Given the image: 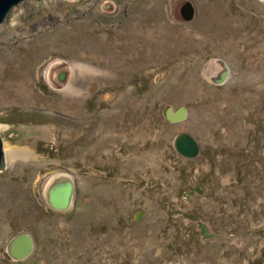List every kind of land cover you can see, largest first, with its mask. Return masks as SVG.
Returning a JSON list of instances; mask_svg holds the SVG:
<instances>
[{"label":"rangeland","instance_id":"1","mask_svg":"<svg viewBox=\"0 0 264 264\" xmlns=\"http://www.w3.org/2000/svg\"><path fill=\"white\" fill-rule=\"evenodd\" d=\"M0 128V264H264L263 0H24Z\"/></svg>","mask_w":264,"mask_h":264},{"label":"water","instance_id":"2","mask_svg":"<svg viewBox=\"0 0 264 264\" xmlns=\"http://www.w3.org/2000/svg\"><path fill=\"white\" fill-rule=\"evenodd\" d=\"M23 1L24 0H0V24L4 21L9 11ZM181 14L185 21H190L194 15L192 5L190 3L185 4L181 9ZM182 114L183 113H181V115ZM173 148L178 155L186 159L196 158L200 153L198 144L192 137L185 133L177 135L174 140ZM7 164L4 142L0 134V172L7 169ZM73 188L74 186L69 180L66 181L65 184L57 182V184L54 185L49 192L48 202L58 211H65L69 209L73 198ZM33 246V240L29 235H17L9 244L10 255L17 261L25 260L31 255Z\"/></svg>","mask_w":264,"mask_h":264},{"label":"bare ground","instance_id":"3","mask_svg":"<svg viewBox=\"0 0 264 264\" xmlns=\"http://www.w3.org/2000/svg\"><path fill=\"white\" fill-rule=\"evenodd\" d=\"M1 129V128H0ZM4 150H5V147H4ZM5 154H6V150H5ZM7 166H8V164H7ZM8 168V167H7Z\"/></svg>","mask_w":264,"mask_h":264}]
</instances>
